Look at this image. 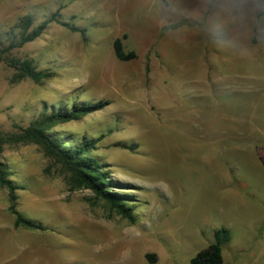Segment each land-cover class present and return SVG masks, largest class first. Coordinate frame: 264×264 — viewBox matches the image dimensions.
<instances>
[{"label": "rangeland", "instance_id": "374dc122", "mask_svg": "<svg viewBox=\"0 0 264 264\" xmlns=\"http://www.w3.org/2000/svg\"><path fill=\"white\" fill-rule=\"evenodd\" d=\"M115 38L132 59L115 58ZM5 59L49 76L18 77ZM98 100L47 132L66 146L93 139L85 154L132 220L37 144H4L14 208L41 228L13 224L0 185V264H189L218 228L222 264H264L261 0H0V131Z\"/></svg>", "mask_w": 264, "mask_h": 264}, {"label": "trees", "instance_id": "16d2710c", "mask_svg": "<svg viewBox=\"0 0 264 264\" xmlns=\"http://www.w3.org/2000/svg\"><path fill=\"white\" fill-rule=\"evenodd\" d=\"M264 3V0H261ZM56 20L54 14H50L31 28L27 33L22 32L17 42L8 44V48L21 45L37 37L46 24ZM66 26L70 31H79L83 33V29L77 28L66 22H59ZM24 26L30 24V18L26 16L23 20ZM112 51L116 59L126 61L132 59L135 54L133 51H123L121 41L115 38L112 41ZM7 65L11 66L18 73V77H28L33 81H40L42 78L49 76L45 71L35 70L29 61L5 59ZM105 104L104 101L98 100L88 104L72 103L68 109L49 111L43 113L31 120L25 127H18L17 130L11 132L0 131V152L2 145L14 144L19 142H31L40 146L47 154L54 158L62 167L70 174L74 184L77 187L89 189L95 197L107 202L116 214L132 220L130 216V208L125 207L121 201L122 195L111 190L113 183L108 179L107 172L102 170L101 165L94 158L86 156V152L93 148V139H85L81 136L76 145L66 146L58 138L50 136L47 132L48 128L56 122L68 121L75 119L78 115L89 111L100 109ZM97 139V138H96ZM264 163V155L262 156ZM7 172L4 164L0 161V185L7 188L8 192V210L14 215L13 224L15 226H23L26 228H41V225L22 217L14 208L15 196L14 189L19 188L12 184L7 178ZM229 239V231L226 228H218L213 233V241L205 248L198 250L193 257L190 258L189 264H222L221 244Z\"/></svg>", "mask_w": 264, "mask_h": 264}, {"label": "crops", "instance_id": "0c3cea01", "mask_svg": "<svg viewBox=\"0 0 264 264\" xmlns=\"http://www.w3.org/2000/svg\"><path fill=\"white\" fill-rule=\"evenodd\" d=\"M162 39V38H161ZM152 58V57H151ZM151 74H153V68H152V66H151Z\"/></svg>", "mask_w": 264, "mask_h": 264}]
</instances>
